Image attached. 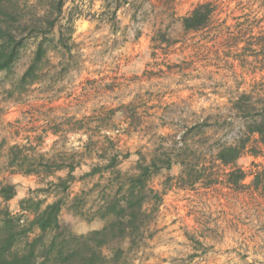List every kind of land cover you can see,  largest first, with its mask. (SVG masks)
Masks as SVG:
<instances>
[{
	"label": "rangeland",
	"instance_id": "374dc122",
	"mask_svg": "<svg viewBox=\"0 0 264 264\" xmlns=\"http://www.w3.org/2000/svg\"><path fill=\"white\" fill-rule=\"evenodd\" d=\"M48 1L19 4L35 19L46 15ZM204 2L212 8L207 25L184 31L181 17ZM57 29L64 37L72 31L70 52L49 45L41 82L21 94L4 91L27 64L32 40L10 79L1 81L0 183L14 184L16 194L6 202L0 198V207L13 215L31 218L19 201L45 196L37 192L44 183L39 176L9 173L6 161L14 145L30 157L59 156L81 151L90 138L99 140V148L110 138L122 155L129 154L119 166L125 170L137 159L136 150L146 152L162 138L170 143L195 120L226 114L236 93H264V0H66L54 37ZM91 159L97 160L92 153ZM237 164L247 171L243 189H167L154 234L132 264H264V188L251 185L252 164L264 167V148L261 156H243ZM87 169L82 165L74 174ZM175 173L177 168L169 172ZM164 176L151 185L161 190ZM96 181L98 176L76 179L68 189L59 221L76 233L102 226L98 218L82 219L71 204L75 195L87 196L82 210L93 212L95 192H86Z\"/></svg>",
	"mask_w": 264,
	"mask_h": 264
},
{
	"label": "trees",
	"instance_id": "16d2710c",
	"mask_svg": "<svg viewBox=\"0 0 264 264\" xmlns=\"http://www.w3.org/2000/svg\"><path fill=\"white\" fill-rule=\"evenodd\" d=\"M66 0H49L47 13L27 18L19 0H0V86L14 73L30 40L33 50L18 78L11 80L4 91L23 93L27 86L41 82L48 67V47L63 45L70 52L67 37L56 29L57 17ZM116 1V0H115ZM119 1V0H117ZM116 8V5L114 9ZM114 12V10H113ZM112 12V13H113ZM212 13L208 2L197 4L180 19L184 31L205 27ZM61 29V27H60ZM72 30V28H70ZM159 36L164 38V34ZM264 57V50H260ZM62 71L64 66L58 63ZM226 114H210L201 121L185 126L181 136L168 143L162 138L150 150H136L132 167L122 170V158L115 142L98 147L99 140L88 139L81 151L64 152L59 156L38 154L30 157L24 147L9 149L6 168L9 173L37 175L43 184L37 188L42 198H22V214L13 215L6 206L0 207V264H132L134 258L154 234L155 220L162 194L172 187L194 189L197 186L224 185L236 190L247 171L237 162L243 156L258 157L264 148V93L244 90L229 99ZM91 153L96 161L91 159ZM82 165L88 169L81 176L74 171ZM251 174L252 186L264 188V167ZM177 168V173L169 174ZM64 171L63 175L57 173ZM165 174L161 190L151 184L156 176ZM98 176L86 195L93 194V212H83L87 196L75 195L71 204L84 220H102L99 229L76 233L59 221L70 185L76 180ZM16 194L12 183H0V198L9 201ZM54 199L47 202L46 196ZM89 210V208H88ZM86 214V216H85Z\"/></svg>",
	"mask_w": 264,
	"mask_h": 264
}]
</instances>
